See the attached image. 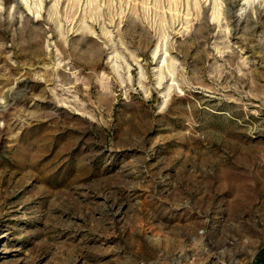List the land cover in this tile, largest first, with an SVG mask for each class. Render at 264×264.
Wrapping results in <instances>:
<instances>
[{"label": "rangeland", "instance_id": "1", "mask_svg": "<svg viewBox=\"0 0 264 264\" xmlns=\"http://www.w3.org/2000/svg\"><path fill=\"white\" fill-rule=\"evenodd\" d=\"M0 264H264V0H0Z\"/></svg>", "mask_w": 264, "mask_h": 264}]
</instances>
